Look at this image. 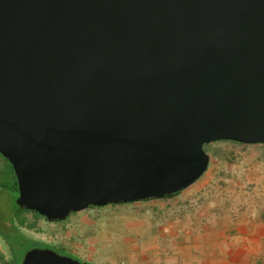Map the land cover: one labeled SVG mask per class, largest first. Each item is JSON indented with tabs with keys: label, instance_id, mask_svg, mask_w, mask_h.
I'll return each instance as SVG.
<instances>
[{
	"label": "water",
	"instance_id": "obj_1",
	"mask_svg": "<svg viewBox=\"0 0 264 264\" xmlns=\"http://www.w3.org/2000/svg\"><path fill=\"white\" fill-rule=\"evenodd\" d=\"M264 143V0H0V154L63 221L162 199L204 146ZM21 264H93L48 247Z\"/></svg>",
	"mask_w": 264,
	"mask_h": 264
},
{
	"label": "rangeland",
	"instance_id": "obj_2",
	"mask_svg": "<svg viewBox=\"0 0 264 264\" xmlns=\"http://www.w3.org/2000/svg\"><path fill=\"white\" fill-rule=\"evenodd\" d=\"M204 149L206 172L170 198L89 207L57 222L18 209L0 154V254L12 258L4 234L16 225L41 247L93 264H264V143Z\"/></svg>",
	"mask_w": 264,
	"mask_h": 264
},
{
	"label": "trees",
	"instance_id": "obj_3",
	"mask_svg": "<svg viewBox=\"0 0 264 264\" xmlns=\"http://www.w3.org/2000/svg\"><path fill=\"white\" fill-rule=\"evenodd\" d=\"M10 170L13 174L11 181L14 184V188H16L17 191L19 192L18 187H17L18 186L17 178H16V175L14 173V170H13V167L11 164H10ZM176 194H178V193H176ZM176 194H172L170 196H167L166 198H170ZM145 201H147V200H145ZM16 206L21 211L26 210V211L31 212V210L21 208L20 206H18V204H16ZM91 207H96V206H91ZM32 212H35V211H32ZM35 213L38 214L37 212H35ZM38 215H40V214H38ZM4 236L7 239V243L9 244L11 252H12V258L10 260H7L3 254H0V258L4 264H21L25 253L29 249H31L33 247H41L42 246L41 242L23 234L20 231V229L18 228V226H16V225L11 227V230L8 233L4 234Z\"/></svg>",
	"mask_w": 264,
	"mask_h": 264
}]
</instances>
